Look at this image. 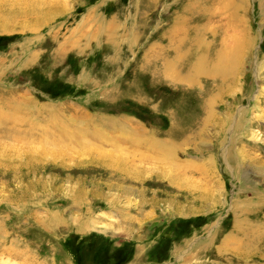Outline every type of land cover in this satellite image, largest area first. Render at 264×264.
<instances>
[{
  "label": "rangeland",
  "instance_id": "rangeland-1",
  "mask_svg": "<svg viewBox=\"0 0 264 264\" xmlns=\"http://www.w3.org/2000/svg\"><path fill=\"white\" fill-rule=\"evenodd\" d=\"M0 264H264V0H0Z\"/></svg>",
  "mask_w": 264,
  "mask_h": 264
},
{
  "label": "bare ground",
  "instance_id": "bare-ground-1",
  "mask_svg": "<svg viewBox=\"0 0 264 264\" xmlns=\"http://www.w3.org/2000/svg\"><path fill=\"white\" fill-rule=\"evenodd\" d=\"M56 8V7H55ZM54 8H50L49 10L50 11H52ZM56 9H58V8H56ZM26 14V13H25ZM43 14V13H42ZM37 15H40L41 16V13L39 14V13H37ZM37 17H39V16H37ZM188 19V18H187ZM183 22V21H182ZM181 22V23H182ZM180 23V22H179ZM176 24V23H175ZM186 26V25H185ZM183 27V26H182ZM188 27V26H187ZM229 27L228 25H227V23L226 24H223V27L222 28H225V29H227V28ZM184 28V27H183ZM186 29H188V28H186ZM181 32V31H180ZM231 34V33H230ZM184 35V34H183ZM178 36V35H177ZM181 36V35H180ZM178 38V37H177ZM189 38V37H188ZM247 42V41H246ZM198 45V44H197ZM173 46V45H172ZM171 47V46H170ZM168 48V47H167ZM226 48V47H225ZM163 49H165V48H163ZM224 49V48H223ZM177 50H179L178 48L177 49H174V48H172V53H171V55L173 54V53H175L176 55H174L175 56V60H178V58H180L181 56L180 55H178V51ZM161 51V50H160ZM166 51V50H165ZM180 51V50H179ZM225 51V50H224ZM167 52V51H166ZM163 54V53H162ZM165 54V53H164ZM158 55V54H157ZM177 55H178V58H177ZM224 56V55H223ZM166 57V56H165ZM221 57H222V55H221ZM182 58V57H181ZM197 58V57H196ZM202 58V57H201ZM169 60V59H168ZM198 60V59H197ZM196 60V61H197ZM225 60H226V62L225 63H221L219 66H216V69H215V73L217 74V75H225L226 77H225V79H226V81L224 80V84H222L221 86H220V91L221 92H225L226 91V89L227 90H229V88H230V83L228 84V81H232V75L234 74V72H235V68H236V66H235V57L234 56H230L228 59H226L225 58ZM201 61V60H200ZM160 62V61H159ZM173 63V62H172ZM175 63V62H174ZM157 65H158V63H157ZM168 65V64H167ZM170 65V64H169ZM173 65V64H172ZM188 66V65H187ZM159 67V66H158ZM172 67V66H171ZM174 67V66H173ZM202 67V66H201ZM201 67L199 66V65H197V67L196 66H192V68H190V67H187L188 68V73H185V75H181V74H179L178 72H175V71H173L172 69H170V68H167V66H166V69L165 68H163V70H162V74H163V76L164 77H170L172 80H175V82L176 83H180L181 85H182V83H185V84H189V81H190V77H192L193 75H199V74H208V73H206V72H208L206 69H201ZM204 67V66H203ZM220 67H222V68H220ZM169 69V70H168ZM201 69V70H200ZM222 69H225V73H223V71H222ZM164 70H166V72L164 71ZM171 70V71H170ZM214 70V69H213ZM181 71V70H180ZM179 71V72H180ZM221 71V72H220ZM174 72V73H173ZM182 72V71H181ZM202 72H204V73H202ZM211 73V72H210ZM161 75V74H160ZM166 83V82H165ZM231 89V88H230ZM219 91V92H220ZM134 133H135V130L133 131ZM140 134H142V133H140ZM138 137V136H137ZM126 160V159H125ZM127 161V160H126ZM125 164H128L127 162H124L122 159L120 160V159H111L109 162H107V165H109L111 168H115L116 170H124V172H126L125 170H126V168H127V166L125 165ZM128 173H125V175H127Z\"/></svg>",
  "mask_w": 264,
  "mask_h": 264
}]
</instances>
